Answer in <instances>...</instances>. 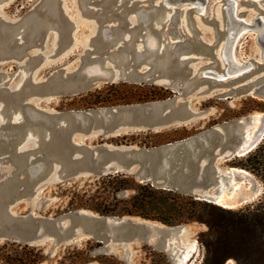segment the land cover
Here are the masks:
<instances>
[{"label":"rangeland","instance_id":"1","mask_svg":"<svg viewBox=\"0 0 264 264\" xmlns=\"http://www.w3.org/2000/svg\"><path fill=\"white\" fill-rule=\"evenodd\" d=\"M162 2L163 0H0L1 93L3 90L20 93L32 82L41 83L49 78L71 77L84 70L92 74H102L105 69L116 77L114 81L103 79L91 90L79 94L44 97L28 90L26 96L16 103H11L0 96V137L15 133L11 122H30L27 135L17 149L26 155L24 162L17 160L14 151H0V186L17 175L38 180L36 186H33L34 189L26 183L17 189L18 194L22 193L20 195L23 196L11 202L9 211L4 213L0 221V226L24 219H33L41 223L42 236L37 242L28 244L42 249L44 258L37 264H62L64 256L70 260L79 250L82 251V256L90 258V261L80 264H103L99 258L107 259L114 264H179L177 258L192 243H196L197 251L194 261L188 264H201L204 260L205 247L200 242L199 235L207 230L205 224L188 222L169 225L138 215H104L86 208L69 211L67 210L69 193L74 190L95 191V181L100 176L85 174L70 178L62 159L54 160L52 172H44L42 166L48 154L44 145L53 139L54 130L49 126L52 118L42 114L43 116H40L45 120L42 121L38 117L37 109L51 114L82 113L131 105H150L168 99L174 105L186 102L193 115L190 124L170 126L159 131L139 129L109 136L101 133L89 136L74 135L76 142L91 147L102 144L146 147L137 143L117 144L115 141L121 140L125 135H137L142 138L149 132L162 133L160 139L175 142L215 127L225 129L236 120H242L245 127L255 125V115L257 112H264V105L246 112L249 108H258L259 104L250 100L252 96L236 94L231 86L206 81L188 88L177 84L171 76H160L156 80L132 78L138 71L143 72L144 76L158 72L152 56L159 49L157 41L160 37L164 40L161 50H166L168 44L174 54L178 47L188 40L202 38L210 43L216 42L219 36L216 20H219L223 28V8L226 0H207L208 13L203 16L193 14L188 4H182L185 10H181L180 6L171 5L164 12L161 9ZM239 2L238 15L240 18L250 20L245 21L246 23L253 24L254 18L264 16V0L258 1V5L246 0ZM53 10L66 16L70 22L68 32L62 31L59 21L52 15ZM39 13L46 18L47 31L39 38L38 44L30 38L35 30L32 16ZM5 28L8 31L12 30V33L4 30ZM118 29H124V32L119 35ZM17 45L22 48L20 54L15 50ZM135 45L139 54L134 52ZM261 52L262 46L258 42L256 30L245 28L236 43L235 53L239 61L243 63L248 60H261ZM186 57L189 58L188 63L194 72L203 67L224 72V64L218 65L212 54L193 50L186 52ZM252 73H255L254 78L264 76V70L258 65L249 72ZM111 83H128L129 86L126 87L128 94H144L147 89L145 87L154 86L170 89L172 95L163 99L88 107V92ZM134 85L143 87L132 88ZM61 124L70 126V121L65 118ZM222 164L232 166L229 161ZM248 171L262 184V192L253 201L256 202L264 196V179L257 172ZM236 183L251 185L248 179L237 180ZM222 187L227 191L231 190L225 181ZM30 191L34 193L29 194ZM132 193L133 190H124L118 194V198H128ZM77 211L90 216L112 217L115 221L129 219L145 222L154 232L134 238L116 233L111 239H104L103 242L94 236H81L67 242L59 241V236L50 232L46 226H54L57 222L61 227H69L72 225L71 215ZM161 229L172 230L166 237V246L159 244L161 238L156 231ZM90 240L92 245H88ZM5 242L25 244L19 240L1 237L0 246ZM97 242L102 245L95 247ZM232 260L233 262L228 260L226 264H237L234 259Z\"/></svg>","mask_w":264,"mask_h":264},{"label":"water","instance_id":"2","mask_svg":"<svg viewBox=\"0 0 264 264\" xmlns=\"http://www.w3.org/2000/svg\"><path fill=\"white\" fill-rule=\"evenodd\" d=\"M226 1L227 3L223 8V28L219 20L215 21L219 30L216 42L210 43L202 38L188 40L179 46L177 52L173 54L168 44L166 50H161L164 40L160 37L157 41L159 49L152 56L158 72H155L154 75L144 76L143 72L138 71L132 78L135 80L145 78L156 80L160 76H171L177 84L188 88L210 81L216 85L231 86L238 95L264 100V76L254 78L255 73L249 74L256 65L264 70V31L255 29L254 25L250 26L256 30L258 42L262 46L261 60H248L243 62L241 66H233L231 60H226L223 56V50L226 42L231 40L229 38V26L243 22L237 19L232 12L234 1L237 2L236 10H238L239 0ZM246 1L258 5V1L262 0ZM182 4L190 5V10L195 15L203 16L208 13L207 0H163L161 9L165 12L168 7L175 5L180 6L181 10H185ZM191 4L193 5L191 6ZM202 6L204 7L203 11ZM60 13L55 10L52 11V15L59 21L62 31L68 32L70 22L64 14ZM32 17L35 30L31 33L30 39H34L33 41L38 43L39 38L47 31L46 18L40 13ZM263 20L264 16L257 17V21L262 22ZM4 30L8 31L7 28ZM9 31L12 33V30ZM117 32L120 35L124 29H118ZM102 45L104 47V44ZM133 47H135L134 52L139 54L136 45ZM21 49V46L17 45L15 50L20 54ZM193 50L212 54L218 65L224 64V72L221 73L209 67H203L194 72L188 63L189 58L186 57V52ZM241 67L244 69L236 72ZM103 79L114 81L116 77L105 69L102 74H92L84 70L71 77L62 76L61 78H49L41 83L32 82L20 93L3 90L2 93L0 92V96L11 103H16L26 96L28 90L44 97L79 94L91 90ZM36 111L42 121H45L40 116L42 114L52 118L49 126L54 130L53 139L44 145L48 151L42 162L44 172H52L54 160L62 159L70 178L85 174L101 177L108 174L124 173L135 176L141 182H151L159 188L176 190L219 205H222L219 203V199L226 191L222 187L223 181L232 190L237 180H243V176L236 170L239 167L226 166L222 163L247 155L255 150L264 139V112H257L255 115L256 123L250 128L245 127L242 120H236L231 125L226 126L225 129L215 127L199 135L158 146L125 147L102 144L91 147L76 142L74 135L89 136L101 133L104 136H109L139 129L159 131L170 126L190 124L193 115L186 102H179L174 105L168 99L150 105H131L82 113L51 114L40 109ZM65 118L70 121V126L61 124ZM29 124V121L24 123L11 122V127L14 128L15 133L0 137V151H14L17 160L24 162L26 155L17 149L21 140L27 135ZM25 165L28 166V164ZM37 182L38 180L33 179V177L24 178L17 175L0 186V221L4 213L9 211L11 202L23 196L20 195L22 193L18 194L17 189L23 183L33 187L36 186ZM33 193L34 191L29 192V194ZM259 195L243 204L255 201ZM71 218L72 225L69 227H61L57 222L54 226L46 227L50 232L59 236V241L66 242L81 236H94L103 242L104 239H111L116 233H121L127 238H134L138 235L154 232L149 224L129 219L115 221L112 217L90 216L80 211L73 213ZM41 226L40 222L33 219L5 223L0 226V238L4 237L31 244L37 242L42 236ZM156 232L161 238L159 244L166 246V237L172 233V230L161 229Z\"/></svg>","mask_w":264,"mask_h":264},{"label":"trees","instance_id":"3","mask_svg":"<svg viewBox=\"0 0 264 264\" xmlns=\"http://www.w3.org/2000/svg\"><path fill=\"white\" fill-rule=\"evenodd\" d=\"M128 83H111L88 92V107L113 105L123 102H142L163 99L171 96L170 89L148 86L144 94L126 92ZM134 85L132 88H142ZM258 108H249L246 112L261 108L264 100L251 97ZM162 133L149 132L140 138L137 135H125L117 144L137 143L152 147L171 141L160 139ZM234 167L257 172L264 179V139L252 152L229 161ZM95 191L74 190L68 195L67 210L91 209L104 215H138L159 220L169 225L199 222L207 230L199 235L205 247V256L201 264H226L234 259L237 264H264V196L256 202L242 208H229L197 199L176 190H167L154 186L151 182H141L133 175L124 173L108 174L95 181ZM133 190L128 198H118L124 190ZM92 245V241H88ZM102 245L97 242L96 246ZM91 248V247H89ZM42 249L28 244L5 242L0 246L1 264H37L43 260ZM103 264H114L107 259H98ZM90 261L82 256V251L72 259L64 256L62 264H80ZM168 264V263H166Z\"/></svg>","mask_w":264,"mask_h":264},{"label":"bare ground","instance_id":"4","mask_svg":"<svg viewBox=\"0 0 264 264\" xmlns=\"http://www.w3.org/2000/svg\"><path fill=\"white\" fill-rule=\"evenodd\" d=\"M236 1H234L233 3V14L237 19L242 20L243 23H239L235 25H230L229 26V38H231L230 41H227L225 46H224V50H223V56L225 57L226 60H231L233 66H241V62L239 61L236 53H235V49H236V43L238 42V39L240 37V35L242 34V31L245 28H250L251 25H254L255 29H258L259 31H264V20L262 22L257 21V18H254L253 20V24H248L246 22H249L250 20L246 19V18H240L237 15V10H236ZM202 11L204 10V7L202 6ZM246 21V22H245ZM242 69H244L243 67L240 68V70H236L237 71H241ZM260 116V114H258ZM242 176H243V180L244 179H248L251 182L250 186H245L244 183L241 184H237L235 183L232 190L231 191H225L223 192V194L221 195V198L219 199V203L227 206L229 208L232 207H237L241 204H243L245 201L251 200L254 197H256L257 195H259L262 191V184L256 179V177H254L248 170L246 169H242V168H237L236 169ZM197 251V245L196 243H192L190 244V246L179 255V257L177 258L178 263L179 264H188V263H192V261H194V256L195 253ZM229 261H232V259H230ZM234 264V263H233Z\"/></svg>","mask_w":264,"mask_h":264}]
</instances>
